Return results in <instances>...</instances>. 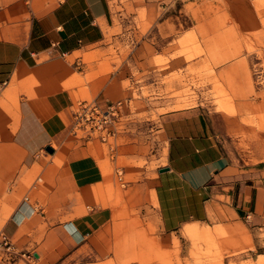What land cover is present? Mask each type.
I'll return each instance as SVG.
<instances>
[{
	"label": "rangeland",
	"instance_id": "obj_1",
	"mask_svg": "<svg viewBox=\"0 0 264 264\" xmlns=\"http://www.w3.org/2000/svg\"><path fill=\"white\" fill-rule=\"evenodd\" d=\"M110 1L118 16L142 13L138 20L141 35L135 38L141 41L152 25L143 23L145 0ZM163 6L168 17L185 14L167 19L162 34L167 47L162 55L152 52L168 106L147 112L142 101H134L140 111L138 124L128 128L130 137L123 140L127 145L118 158L116 143L73 135L71 124L34 153L0 147V235H7L6 223L19 206H32L35 218L43 222L40 230L45 229L46 219L68 222L94 208H111L112 221L103 235L110 253L98 264H259L261 257L254 262L255 236L264 248V229L255 235L251 216L248 221L228 217L222 223L189 225L165 241L154 210V192L146 182L164 166L166 151L137 149L131 144L138 143L140 122L148 118L156 120L161 113L198 105L207 108L216 119L232 164L246 170L248 184L257 182L252 206L257 201L264 214V30L252 35L256 44L250 37L241 44L238 35L226 28L229 19L202 20L191 27L188 18L208 11L250 9L258 13L264 28V0H249L247 6L244 0H165ZM108 43L112 46L104 53L91 51L70 59L84 73L65 83L74 91L75 106L96 100L88 85L101 75L109 78L130 54L127 41L109 37ZM77 60L82 62L77 64ZM176 60L186 67H172L171 61ZM18 107L16 91L6 103L16 121ZM135 151L139 155L133 157ZM189 227L197 228L199 234H187ZM17 240H11L13 251L21 252L14 248ZM0 264L39 263L0 250Z\"/></svg>",
	"mask_w": 264,
	"mask_h": 264
},
{
	"label": "crops",
	"instance_id": "obj_2",
	"mask_svg": "<svg viewBox=\"0 0 264 264\" xmlns=\"http://www.w3.org/2000/svg\"><path fill=\"white\" fill-rule=\"evenodd\" d=\"M164 1L145 0L143 23L152 25L136 41L141 35L138 20L142 13L118 16L110 0H0V147L34 153L72 124L74 91L65 83L84 73L70 59L108 51L112 46L109 37L127 41L130 54L109 78L101 75L88 85L96 102L106 107L132 98L142 101L147 112L167 107L165 86L158 80L152 52L162 55L167 47L162 37L167 19L185 14L168 17ZM244 1L249 5V0ZM188 18L191 27L202 20L229 19L226 28L238 35L241 44L247 37L255 41L252 35L264 30L258 13L250 9L208 11ZM181 62L171 61V66L186 67ZM16 91L18 121L6 108L8 97ZM136 113L129 116L131 120H138L140 111ZM148 120L139 121L143 123L139 141L131 146L166 151L164 166L146 182L154 192V210L165 241L186 226L222 223L228 217L245 221L253 217L255 235L264 229L263 206H257V201L252 206L257 182L248 184L246 170L232 164L216 119L207 108L171 110ZM128 137V129L117 136L116 158L124 154L127 144L123 140ZM112 215L111 208H94L68 222L46 219L45 229L40 230L43 222L35 218L32 206H19L7 221L5 233L10 240L18 237L16 250L39 251V264H98L110 253L103 235ZM186 233L199 231L189 227ZM255 237L254 262L261 257L259 264H264V248Z\"/></svg>",
	"mask_w": 264,
	"mask_h": 264
},
{
	"label": "built area",
	"instance_id": "obj_3",
	"mask_svg": "<svg viewBox=\"0 0 264 264\" xmlns=\"http://www.w3.org/2000/svg\"><path fill=\"white\" fill-rule=\"evenodd\" d=\"M137 107L132 98H125L101 107L96 100L82 101L73 110V122L70 132L73 135L82 134L85 138H95L102 143L113 141L117 136L126 131L136 120L129 117L137 114ZM250 216H248V219ZM0 250L10 252L15 257H20L33 263L39 259L38 252H14L13 244L5 234L0 235Z\"/></svg>",
	"mask_w": 264,
	"mask_h": 264
},
{
	"label": "water",
	"instance_id": "obj_4",
	"mask_svg": "<svg viewBox=\"0 0 264 264\" xmlns=\"http://www.w3.org/2000/svg\"><path fill=\"white\" fill-rule=\"evenodd\" d=\"M48 151L52 152L53 150L51 148H49Z\"/></svg>",
	"mask_w": 264,
	"mask_h": 264
}]
</instances>
